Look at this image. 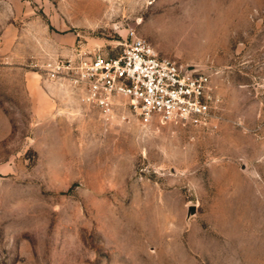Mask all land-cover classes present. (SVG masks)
Returning a JSON list of instances; mask_svg holds the SVG:
<instances>
[{
	"label": "rangeland",
	"instance_id": "rangeland-1",
	"mask_svg": "<svg viewBox=\"0 0 264 264\" xmlns=\"http://www.w3.org/2000/svg\"><path fill=\"white\" fill-rule=\"evenodd\" d=\"M131 31L211 74L217 127L106 121L32 66ZM0 264H264V0H0Z\"/></svg>",
	"mask_w": 264,
	"mask_h": 264
},
{
	"label": "built area",
	"instance_id": "built-area-1",
	"mask_svg": "<svg viewBox=\"0 0 264 264\" xmlns=\"http://www.w3.org/2000/svg\"><path fill=\"white\" fill-rule=\"evenodd\" d=\"M121 52L77 48L68 56L34 61L45 79L68 85L106 121L136 117L217 127L221 97L208 71L161 55L135 31Z\"/></svg>",
	"mask_w": 264,
	"mask_h": 264
},
{
	"label": "water",
	"instance_id": "water-1",
	"mask_svg": "<svg viewBox=\"0 0 264 264\" xmlns=\"http://www.w3.org/2000/svg\"><path fill=\"white\" fill-rule=\"evenodd\" d=\"M189 68H190V69H199V67H197V66H190ZM195 211H196V208H195L194 205H192V206L189 208V215L194 214Z\"/></svg>",
	"mask_w": 264,
	"mask_h": 264
}]
</instances>
